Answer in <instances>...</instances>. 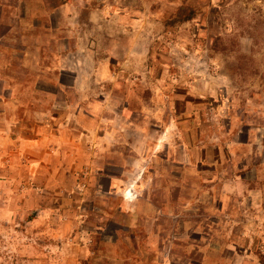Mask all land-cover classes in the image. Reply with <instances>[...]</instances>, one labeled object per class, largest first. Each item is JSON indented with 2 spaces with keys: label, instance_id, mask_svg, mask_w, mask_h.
Returning <instances> with one entry per match:
<instances>
[{
  "label": "rangeland",
  "instance_id": "rangeland-1",
  "mask_svg": "<svg viewBox=\"0 0 264 264\" xmlns=\"http://www.w3.org/2000/svg\"><path fill=\"white\" fill-rule=\"evenodd\" d=\"M0 264H264V0H0Z\"/></svg>",
  "mask_w": 264,
  "mask_h": 264
},
{
  "label": "trees",
  "instance_id": "trees-1",
  "mask_svg": "<svg viewBox=\"0 0 264 264\" xmlns=\"http://www.w3.org/2000/svg\"><path fill=\"white\" fill-rule=\"evenodd\" d=\"M193 15H194L193 13L191 15H189L188 19L192 18Z\"/></svg>",
  "mask_w": 264,
  "mask_h": 264
}]
</instances>
